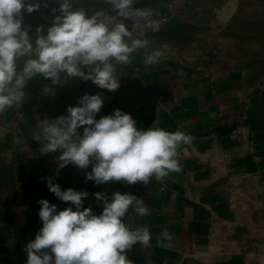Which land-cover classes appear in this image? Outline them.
Masks as SVG:
<instances>
[{
  "label": "crops",
  "instance_id": "0c3cea01",
  "mask_svg": "<svg viewBox=\"0 0 264 264\" xmlns=\"http://www.w3.org/2000/svg\"><path fill=\"white\" fill-rule=\"evenodd\" d=\"M59 3L42 0L38 10L23 14L33 40L38 27L46 34ZM146 6L163 20L158 32L146 33L150 48L164 50L159 64L145 65L146 50H138L130 64L117 65L116 91L73 77L53 86L54 96H45L41 90L50 79L37 75L24 88L23 104L0 115V264H26L25 245L42 227L40 199L58 210L69 206L49 191L46 177L62 190H86L83 206L96 214L103 210L96 192L133 193L145 202L148 216L138 217L130 208L124 218L133 228L146 223L152 234L150 246L126 250L132 264H264L263 226L254 244L248 219L234 228L238 219L232 208L264 205V0H139L136 5ZM72 7L89 15L111 12L103 0H72ZM85 92L103 97L97 119L121 109L138 128L158 121L169 131L190 134L191 143L178 152L182 170L160 182L153 177L147 185H97L85 177L91 165L69 164L57 175L59 151L41 154L39 121L66 115ZM164 229L172 235L167 248L157 246Z\"/></svg>",
  "mask_w": 264,
  "mask_h": 264
},
{
  "label": "clouds",
  "instance_id": "9594fccd",
  "mask_svg": "<svg viewBox=\"0 0 264 264\" xmlns=\"http://www.w3.org/2000/svg\"><path fill=\"white\" fill-rule=\"evenodd\" d=\"M103 2L111 6L110 13L100 9L89 15L73 9L72 0H60L59 8L53 9L59 14L54 15L46 34L38 27L33 40L23 24V14L38 10L42 0H0V115L23 104L24 88L37 75L50 79L41 90L45 96H54L53 86L73 77L116 91L120 87L117 65L130 64L138 50H146L145 65L161 62L163 48H150L146 34L160 30L163 20L157 18L159 14L149 6L136 7L139 0ZM102 106L100 94L85 92L77 105L67 107L66 115L39 121L36 139L43 142L41 154L59 151L57 175L69 164L80 169L91 165L85 177L97 185H147L153 177L160 182L182 170L178 152L191 143L190 134L169 131L158 121L146 129L138 128L133 116L121 109L97 119ZM45 179L49 191L69 206L58 210L47 199L38 201L42 227L25 245L26 264H132L126 250L136 244L151 245L146 223L133 228L124 220L130 208L138 217L149 215V207L135 194L94 193L103 202L102 212L96 214L91 206H83L89 195L86 190H62L53 177ZM171 240L164 229L157 246L167 248Z\"/></svg>",
  "mask_w": 264,
  "mask_h": 264
},
{
  "label": "rangeland",
  "instance_id": "374dc122",
  "mask_svg": "<svg viewBox=\"0 0 264 264\" xmlns=\"http://www.w3.org/2000/svg\"><path fill=\"white\" fill-rule=\"evenodd\" d=\"M186 146V145H185ZM233 213L234 217L238 220L234 222V228H239L241 227V218L243 219H248V225H249V230L250 234L253 233L254 238L252 240L254 241V244L256 243V237L255 235L257 234L256 232L258 230L264 231V205H256V204H238V205H233ZM263 226V229L261 230V227ZM258 228V229H257ZM252 231V232H251ZM263 254V253H262Z\"/></svg>",
  "mask_w": 264,
  "mask_h": 264
},
{
  "label": "water",
  "instance_id": "95a60500",
  "mask_svg": "<svg viewBox=\"0 0 264 264\" xmlns=\"http://www.w3.org/2000/svg\"><path fill=\"white\" fill-rule=\"evenodd\" d=\"M126 190H127V191H129V189H128V188H126ZM131 191H135V192H137V191H138V189H136V188H132V189H131ZM135 195H136V194H135ZM140 195H141V193H139V194H138V196H140ZM136 196H137V195H136Z\"/></svg>",
  "mask_w": 264,
  "mask_h": 264
}]
</instances>
